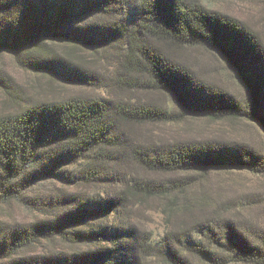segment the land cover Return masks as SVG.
Listing matches in <instances>:
<instances>
[{
    "label": "trees",
    "instance_id": "trees-1",
    "mask_svg": "<svg viewBox=\"0 0 264 264\" xmlns=\"http://www.w3.org/2000/svg\"><path fill=\"white\" fill-rule=\"evenodd\" d=\"M191 51L222 59L242 94ZM4 58L45 80L32 97L0 65V264H264V229L204 218L209 177L264 178V149L147 130L264 132V42L248 24L201 0H0Z\"/></svg>",
    "mask_w": 264,
    "mask_h": 264
},
{
    "label": "rangeland",
    "instance_id": "rangeland-1",
    "mask_svg": "<svg viewBox=\"0 0 264 264\" xmlns=\"http://www.w3.org/2000/svg\"><path fill=\"white\" fill-rule=\"evenodd\" d=\"M201 3L206 8L224 12L248 24L264 42V0H201ZM186 58L190 60L194 69L201 71L206 78L218 83L221 87L224 86L235 95L242 94L241 86L236 83L222 59L217 55L191 51ZM3 61L0 65L4 66L6 75L12 78L14 86L25 90L32 97L35 96L34 86L38 81L45 79L16 68L9 58H4ZM71 89L74 90L72 87ZM93 95L102 98L109 96L104 90L94 91ZM157 101L159 104L169 102L168 98L163 96ZM147 130L154 131L159 135L157 137L170 138L171 140L216 137L229 145H248L255 149H264V132L248 125L244 127L232 126L228 122L211 125L205 121H190L175 127L152 126ZM208 182L206 190L208 204L204 218L217 219L221 214H225L236 222L264 229V178L254 177L248 173L234 172L233 174L212 175ZM251 196L258 199L254 206L247 207L241 204ZM154 205L157 206V203ZM151 207L154 208V206ZM15 217L16 220H28L30 215L17 210ZM165 221V218L156 214L144 216L145 226L149 228L155 239L162 236ZM151 264L159 263L151 262Z\"/></svg>",
    "mask_w": 264,
    "mask_h": 264
}]
</instances>
